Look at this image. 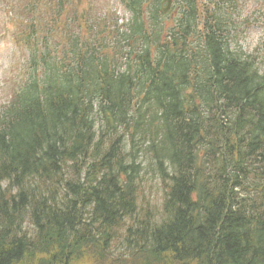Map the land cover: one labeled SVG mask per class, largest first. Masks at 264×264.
I'll return each instance as SVG.
<instances>
[{
    "label": "trees",
    "instance_id": "obj_1",
    "mask_svg": "<svg viewBox=\"0 0 264 264\" xmlns=\"http://www.w3.org/2000/svg\"><path fill=\"white\" fill-rule=\"evenodd\" d=\"M119 1L121 25L81 0L28 25L42 74L0 109V264H264V56L223 0Z\"/></svg>",
    "mask_w": 264,
    "mask_h": 264
},
{
    "label": "rangeland",
    "instance_id": "obj_2",
    "mask_svg": "<svg viewBox=\"0 0 264 264\" xmlns=\"http://www.w3.org/2000/svg\"><path fill=\"white\" fill-rule=\"evenodd\" d=\"M59 1L64 0H0V109L17 89L18 82H22L31 74H42L41 68L38 67L36 73H33V67L28 60L30 52L25 47V37L31 29L28 26L30 22L43 26L51 20L50 14L54 13ZM176 1L171 0L166 11L168 17L165 20H169L174 15ZM205 1L208 2V0ZM223 1V5H227L225 7H228V12H232L233 17L236 14L240 17L239 24L234 23V33L237 37L235 42L248 52L259 53L262 58L264 56V0ZM202 2L204 3V0ZM65 3L70 5L67 1ZM80 4L76 7L77 11H85L90 6V18L102 23L107 21L109 25H113L114 21L120 24L128 20L127 11L119 0H81ZM162 7L166 8L164 3ZM73 13V9L70 8L56 18H59L61 25L68 26L71 23L68 18ZM76 24L77 27L72 24L75 27L74 31L80 29L78 22ZM55 32L61 31L55 30ZM56 38L55 34L50 42H54ZM41 50L40 46L39 52L35 55L40 54ZM143 191L149 200V205L159 207L162 197L159 181H147Z\"/></svg>",
    "mask_w": 264,
    "mask_h": 264
},
{
    "label": "water",
    "instance_id": "obj_3",
    "mask_svg": "<svg viewBox=\"0 0 264 264\" xmlns=\"http://www.w3.org/2000/svg\"><path fill=\"white\" fill-rule=\"evenodd\" d=\"M164 1H166L168 4H169V2H170V0H164Z\"/></svg>",
    "mask_w": 264,
    "mask_h": 264
}]
</instances>
